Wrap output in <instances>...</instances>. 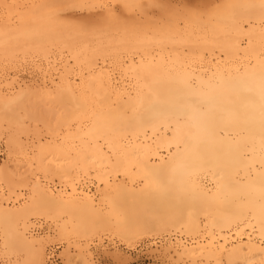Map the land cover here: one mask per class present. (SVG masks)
Segmentation results:
<instances>
[{"label": "bare ground", "instance_id": "obj_1", "mask_svg": "<svg viewBox=\"0 0 264 264\" xmlns=\"http://www.w3.org/2000/svg\"><path fill=\"white\" fill-rule=\"evenodd\" d=\"M57 1L69 6L95 0H0V59L46 56L57 47L71 53L74 66L83 56L86 67L70 77L73 64L64 61L58 77L43 72L40 82L24 86L36 99L52 98H33V104L53 100L64 108L62 121L43 123L54 128L43 127L50 137L44 142L41 128L24 129L28 114L8 115L21 104L17 98L31 92L0 91V139L7 150L0 159L1 246H28L31 260L23 264H46V238L25 237L33 216L60 222L54 229L58 243L100 233L132 242L172 231L174 241L168 237L150 250L169 257L167 263L264 264V0L189 9L181 29L173 25L176 11L167 12L165 22L156 17V25L155 19L136 23L141 16L123 20L112 6L96 21L91 8L89 20L96 22L88 20L84 31L50 19ZM121 1L131 7L136 0ZM122 51L128 56L116 76L104 61ZM205 52L219 60L202 62ZM97 53L104 57L98 65ZM27 58L31 63L33 57ZM28 133L38 135L30 148L22 142ZM67 251L61 252L65 263L77 262L79 252L73 259Z\"/></svg>", "mask_w": 264, "mask_h": 264}, {"label": "rangeland", "instance_id": "obj_2", "mask_svg": "<svg viewBox=\"0 0 264 264\" xmlns=\"http://www.w3.org/2000/svg\"><path fill=\"white\" fill-rule=\"evenodd\" d=\"M97 1H98V3L99 4H97ZM112 0H95L94 2H91V3H89V1H86V2H82V3H80L79 2V4H77V5H75V4H73L72 5V3L71 4H69V6H68V4L67 3H64V2H62V1H57V2H55V4L54 5H51V10L49 11L50 12V19L51 20H53V21H60L59 23H65V24H68V25H66V26H71L72 28H76V29H78L79 27H80V31L81 30H85V28L87 27H89V26H87L86 24H88L87 22H88V20H89V13L90 12H92V11H96L95 13L94 12H92L91 14L92 15H90L92 18H94L96 21L98 20V18H95V17H98L99 16V18L101 17L100 15H102L103 13H104V10L105 11H108V10H110V9H112V10H114L113 11V13L114 14H117V17L118 16H121V18L123 19V20H126V19H129V20H131V18H139L140 16H141V18H139V22H136V23H143V22H145V21H149V20H151V22L153 23L154 22V19H155V24L156 25H160V21L159 20H157V19H161V21H164L165 22V18H162L163 16L164 17H166L167 16V12H168V15H170V14H173V12L175 13V11L177 12L175 15L177 16V17H175V15L173 16V17H175V18H173V20H176V21H174L173 23H176V24H173L174 26H176V28H178V29H181V28H183V26H184V19H183V16L184 15H186V14H188V13H192V11L190 10L189 12H187L189 9H196V11L198 12L199 10H208V8H210V7H212L213 5H216L217 3L218 4H221V3H223L222 1L223 0H136L134 3L133 2H131V3H133V4H131V5H134V6H131L130 7V5L129 4H124L121 0H120V2H116V1H118V0H114V1H112ZM96 2V3H95ZM117 3V4H115V3ZM120 5H119V4ZM90 4H94V5H90ZM169 4V6H167ZM209 4H210V6H209ZM218 4L216 5V6H218ZM79 5V6H78ZM80 5H85L84 7H86V5H89V6H91V7H87V8H84V7H80ZM96 5H98V7H99V9L100 10H98V8L96 9ZM116 6V7H114V6ZM122 5H123V7H122ZM205 5V6H204ZM72 6H74V7H72ZM78 6V7H77ZM109 6H112V8H108ZM166 6V7H165ZM172 6V7H171ZM184 6V7H183ZM200 6V7H199ZM205 7V9H204V7ZM216 6H214V7H212V8H215ZM106 7H107V9H106ZM189 7V8H188ZM206 7H208L207 9H206ZM91 8H92V11H90L91 10ZM102 8V9H101ZM114 8V9H113ZM125 8L126 9H128V10H125ZM178 8V9H177ZM186 9L187 8V10H184V9ZM198 8H200L199 10H198ZM203 8V9H202ZM212 8H210V9H212ZM88 9V10H87ZM90 9V10H89ZM165 9H167L166 11H163V10H165ZM169 9V10H168ZM180 9H182V10H180ZM87 10V11H86ZM100 11H103V13L102 12H100V14H99V12ZM161 10V11H160ZM88 11H90V12H88ZM121 11V12H120ZM170 11V12H169ZM196 11L195 12H193V13H196ZM88 12V13H87ZM164 12V13H163ZM181 12V13H180ZM183 12V13H182ZM123 13V14H122ZM144 13H146V14H144ZM161 13H162V16H161ZM185 13V14H184ZM198 13H200V12H198ZM183 14V15H182ZM93 15H94V17H93ZM124 17H126V19L125 18H123V16ZM134 15V16H133ZM145 15H147V16H145ZM91 17H90V20H89V22L92 20V24L94 23V19H91ZM151 17V18H150ZM156 17H157V19H156ZM182 19H181V18ZM55 18V19H54ZM143 18V19H142ZM145 18L146 19H148V20H145ZM150 18V19H149ZM129 20L126 22V23H128L129 22ZM135 20V19H134ZM134 20H132V22L134 21ZM136 20V21H137ZM178 20V21H177ZM56 21V22H57ZM95 21V22H96ZM142 21V22H141ZM178 22V23H177ZM179 22H181V23H179ZM91 23V22H90ZM89 23V24H90ZM134 23H135V21H134ZM146 23V22H145ZM72 24V25H71ZM85 24V26L83 27V25ZM161 24H163V23H161ZM180 24V25H179ZM183 24V25H182ZM74 25V26H73ZM77 26V27H76ZM177 26H180V27H177ZM90 27H91V24H90ZM86 28V29H87ZM92 28H94V27H92ZM99 28H100V26H99ZM98 28V29H99ZM98 29H96V30H98ZM50 47H48V49H49ZM56 48V50H54V47H53V49L51 50V48L48 50V51H52L51 52V54H50V52H48L47 53V55L46 56H43V55H40V54H36L35 55V53L33 54H31V55H33V56H29L30 54H26V56L24 57L23 55H25V54H21V53H16V54H14L15 55V58H12V60H10V58H8V59H6V61H4L3 59H5V58H2V59H0V82L1 81H3V82H1L0 83V91L2 90V91H4V93H5V91H6V93L7 94H9V93H11V90L13 91L12 92V94H16L17 92V90H21V88L22 89H24V90H26V92L28 93V92H31V93H29V94H31V97H29L28 95H26V94H23L22 95V97H20V100L17 98V100H19V101H17L16 100V102H21V104L19 103V106L17 105L16 106V104H15V107H13L12 108V111H9L8 113V115H10L11 116V112H13V111H15V112H13L12 113V115H15L17 112H18V114L17 115H15V116H13V117H15L16 118V116H25V115H27L28 114V116H30V117H33L34 118V120H32L33 122H35L36 123V125L35 124H33V122L32 121H30V119L28 118V116H25V124H24V129H28L29 130V132L30 131H34V128L33 129H31L32 127H38V128H35V130H39V128H41L42 129V131H41V129H40V133L38 132V135H42L43 133H45V135L47 134V130H53L54 128H52V126H50L51 124H53L54 122H52V121H54V120H56V118L57 117H60L59 119H61L60 121H62V119L63 118H61V117H63V116H65V111H64V108H59L58 106H60V105H57V107H56V102L54 103L53 102V100H52V104H53V106H52V104H50V105H48V103L45 105L44 103H42V104H39V105H37V104H35V103H37V102H35L34 100H33V98H34V96H33V94H32V89H29V88H27V87H24L25 85H27V84H30V83H38V82H40L42 79L40 78L41 76H39V75H42L43 74V72H45L46 73V75H47V73H48V75H54L53 76V78H55V77H58V75H59V72L61 73L62 71H63V68H64V66L62 65V64H64V61H66V62H68V63H66V64H68V65H71V64H73L74 63V61L71 59V53L70 54H68L69 52H67L68 50H65V49H63V51H61L62 49H60V53L58 52L59 51V49L57 48V47H55ZM53 50H54V52H53ZM65 50V51H64ZM67 53V54H66ZM123 53V54H122ZM126 52H124V51H122V52H120L119 53V55H117L116 57L115 56H113L112 54V56L110 55V57L108 56V54H107V58L105 57V61H104V57H101L102 56V53H97V55H95V56H99V58H96L95 57V62L97 63V65L98 64H101V62L102 61H104L105 62V64L108 66V65H111V67L110 66H108V68L109 69H111V71L113 72V73H115V75L116 76H118V75H120V76H122V70H120V68H121V64L123 63V62H125V60L127 59V56H128V53H126ZM54 54V55H53ZM55 54L57 55V56H55ZM63 54H65V55H63ZM101 56H100V55ZM23 57H22V56ZM38 55V56H37ZM59 55V56H58ZM63 55V57H61ZM126 55V56H125ZM208 54L205 52L203 55H202V58H201V56H200V58L202 59V60H204V61H202V62H206V63H208V64H212L211 62L213 61L214 63L217 61V60H219L217 57H216V54H214V58H213V54H212V56H207ZM16 56H17V59H16ZM37 56V57H36ZM68 56V57H67ZM105 56V55H104ZM124 56V57H123ZM14 57V56H13ZM18 57H20V58H22V59H20V58H18ZM27 57H30L29 58V60L30 59H32V57H33V59H32V61L30 60V62L31 63H29L27 60H28V58ZM39 57V58H38ZM42 57V58H41ZM54 57H58L57 59H55ZM64 57H65V59H64ZM113 57V58H112ZM119 57H120V59H119ZM122 57H123V60H122ZM209 57H211L210 59H208ZM51 58V59H50ZM69 58V59H68ZM100 58H102L103 60L101 61V59ZM110 58V59H109ZM114 58H116V59H114ZM126 58V59H125ZM195 58V57H194ZM193 58V61H195V62H197V58L196 59H194ZM216 58V59H215ZM36 59H37V61H36ZM40 59V60H39ZM61 60V62L59 61V60ZM64 59V60H63ZM66 59H68V60H66ZM83 59V56H82V58H81V60H80V62H79V65H75L74 66V64H73V73L71 74V76L70 77H76V76H74V74L79 70V68L81 67V69L82 70H84V71H82L81 69L79 70L80 72H82V73H85V71H86V67L84 66V65H82V62L84 61V60H82ZM111 59H112V61H111ZM35 60V61H34ZM43 60V61H42ZM47 60H49V61H47ZM58 60V61H57ZM69 60H71V61H69ZM99 60V61H98ZM115 60V61H114ZM192 60V59H191ZM210 60V61H209ZM7 61H9V62H7ZM55 61H57V62H55ZM101 61V62H100ZM115 62V64H113L114 62ZM209 61V62H208ZM33 62H36L35 64L33 63ZM43 62H45V63H43ZM46 62H48V64H49V66H46L47 64H46ZM70 62V63H69ZM107 62H109V64L107 63ZM112 62V63H111ZM117 62V63H116ZM120 62V63H119ZM60 63V64H59ZM83 63H85V62H83ZM43 64V65H42ZM65 64V66H67ZM118 64V65H117ZM120 64V65H119ZM32 65V66H31ZM36 65H37V68H39V70H37V68H36ZM39 65V66H38ZM60 65V66H59ZM114 65L116 66V67H114ZM53 66V67H52ZM54 66H56V67H54ZM52 67V68H51ZM34 68H36V70L34 69ZM49 68V69H48ZM54 68V69H53ZM85 68V69H84ZM52 69V70H51ZM59 69V70H58ZM75 69V70H74ZM113 69V70H112ZM47 72H46V71ZM56 70L58 71V72H56ZM116 70H117V72H116ZM53 71V72H52ZM74 71H76V72H74ZM78 71V72H79ZM41 72V73H40ZM50 72H51V74H50ZM38 73V74H37ZM44 73V74H45ZM56 73H57V75H56ZM119 73V74H118ZM14 74V75H13ZM118 74V75H117ZM6 75V76H5ZM5 76V77H4ZM19 76V77H18ZM35 76V77H34ZM36 76H38L39 78L37 79V77ZM3 77V78H2ZM5 78V79H4ZM8 80H7V79ZM12 78V79H11ZM17 78V79H16ZM31 78H33V79H31ZM14 79H15V81H14ZM20 79V80H19ZM11 80H13V83L11 82ZM19 80V81H18ZM39 80V81H38ZM9 82H11V83H9ZM6 85V86H2V85ZM16 84H18L19 85V87L18 86H16ZM21 84V85H20ZM24 84V85H23ZM7 85L9 86V89H8V87H7ZM6 87H7V89H6ZM13 87V88H12ZM4 88V89H3ZM20 88V89H19ZM15 90V91H14ZM24 90H23V92H24ZM31 90V91H30ZM1 91V92H2ZM8 91V92H7ZM10 91V92H9ZM26 92H24V93H26ZM29 97V98H28ZM37 97V96H36ZM36 97L34 98V99H36ZM44 98L42 99L41 97H39V98H41V99H39V98H37L38 99V101H42V100H44V102H51V99L52 98H48L47 97V101L45 100L46 99V97L45 96H43ZM30 99H31V101H30ZM36 99V100H37ZM26 100V102L27 103H25L24 101ZM33 100V101H32ZM33 102H35L34 104H33ZM17 103V104H18ZM25 103V104H24ZM32 103V104H31ZM38 103H40V102H38ZM44 105V106H43ZM55 105V106H54ZM20 106H23L24 107V109H20V108H22V107H20ZM50 106V107H49ZM53 107V109H52V107ZM48 107V108H47ZM57 108V109H55V108ZM19 109V110H16V109ZM51 108V109H50ZM55 109V110H54ZM22 110H27L28 111V113H27V111H25L24 113L23 112H21ZM61 112H63L62 114H61ZM20 113H21V115H20ZM24 114V115H23ZM53 114H55V118L54 119H52V115ZM60 114V115H59ZM58 115V116H57ZM12 117V116H11ZM15 118H13V119H15ZM33 118H31V119H33ZM50 118H51V121H49L50 120ZM36 119V120H35ZM28 121H30L29 123H28ZM37 121V122H36ZM46 122H50L51 124H49V125H44L43 123H46ZM40 123V124H39ZM47 123V124H48ZM58 123V121H55V123L53 124V125H55V124H57ZM32 124H33V126H32ZM29 125V126H28ZM39 125V126H38ZM41 125H43V126H41ZM46 127L45 129H47V130H45L43 127ZM47 126H50L51 128H47ZM53 127H55V126H53ZM27 131V130H26ZM28 132V131H27ZM26 132V133H27ZM31 132V133H32ZM42 132V133H41ZM31 133H28L30 136H26V135H28V134H24V135H22V142H24V144H25V147H27V148H30L31 146H32V144L34 145L36 142V137L38 136V135H34V136H32V134ZM34 133V132H33ZM42 135L41 137L42 138H40V139H42L43 140V142L46 140H49L50 139V137L48 136V135ZM26 136V137H25ZM23 137H25V138H23ZM32 137H34V138H32ZM48 139H47V138ZM27 138V139H26ZM1 141H0V159L2 158V159H5L6 158V152H7V150H5L6 149V147H5V142H4V140L5 139H0ZM27 140V141H26ZM26 141V142H25ZM27 142H29V144H27ZM33 142V143H32ZM35 142V143H34ZM27 144V145H26ZM4 154V155H3ZM2 156H4V157H2ZM42 179V178H41ZM205 179V181H207V178H204ZM90 181V184H93L94 185V178H91L90 180H88V182ZM93 181V182H92ZM59 182V181H58ZM57 182V180H54V183H57V184H55L56 186L58 185H62L61 183H58ZM20 202V203H19ZM13 204H14V207L16 206V207H19V206H22L21 205V201H15V202H13ZM12 204V201H10V204H9V206H11V205H13ZM12 208H13V206H12ZM31 219V220H30ZM29 220H28V223L27 224H33V228H32V226H30V225H28V227H27V229L28 230H26L25 232V237L27 238L26 240L27 241H30V240H32V239H35V240H38V239H40V237H41V240H42V238H46V240L44 241V239H43V241H44V243H45V245L43 246L44 247V255H46V259H47V251L50 249V248H54V247H56V246H58V248H57V255H58V257L60 258V263L59 264H66L65 263V261H66V259L64 258L65 256L63 255V256H61V254H63V253H61L64 249L65 250H67L68 249V251H67V253L69 252V254L71 255V257L73 258V259H75L76 258V256H74V255H77V254H75V253H77V252H79L78 253V255H80V258L78 257V258H76L74 261H77V262H72V264H81V262H82V257H84L85 256V260H86V263H84V264H90L91 262H92V264H170L171 262H168L167 263V261H172V260H170L169 259V257H167V256H162V255H160V254H158V253H153L152 254V252H150V250L152 251L154 248H156V245H159V244H162L163 242H165L166 240H168V237H169V240L171 241V240H173L174 241V238H176L177 236H176V234H174L172 231H170V233L168 232V231H165V233H161L160 235H156V233L153 231V232H150V233H148V235L147 234H144V237H140V238H134V240L133 239H130V240H132V242L134 243V241H136L134 244L131 242V241H129L128 242V240L126 241L125 239H123L122 237H120V236H113V235H111V234H105L104 233V235L102 234V233H100L98 236H93V237H90L89 239H88V237L86 238V237H79V238H74V237H72V241H63L62 243L61 242H59L58 243V241L59 240H57L58 238H57V235H56V232H57V230H54V229H57L58 228V225H59V223L58 222H56V224H54V221H51V220H47L46 218H39V217H31ZM31 222V223H30ZM56 226V227H55ZM36 229V230H35ZM53 232V233H52ZM32 233V234H31ZM150 234H154V235H151L150 236ZM166 234V235H165ZM172 234V235H171ZM32 235V236H31ZM55 235V236H54ZM30 236V237H29ZM52 236H53V238H52ZM1 238V237H0ZM51 238L52 240H49V239ZM55 238V239H54ZM71 238V237H70ZM73 238L74 239H76L75 241H73ZM81 238V239H80ZM83 238H86V239H83ZM98 238H99V240H98ZM180 238V237H179ZM182 238L183 239H189V237L188 236H182ZM81 241H80V240ZM83 239V240H82ZM136 239V240H135ZM163 239V240H162ZM166 239V240H165ZM54 240V241H53ZM57 240V241H56ZM88 240V241H87ZM168 240V241H169ZM49 241V242H48ZM53 241V242H52ZM78 241V242H77ZM158 241V242H157ZM161 241V242H160ZM0 242H2V240L0 239ZM50 242H52V243H50ZM69 242V243H68ZM83 242V243H82ZM157 242V243H156ZM58 243V244H57ZM97 243V244H96ZM133 245H132V244ZM16 244H18V243H14L13 245H16ZM70 244V245H69ZM137 244H140V247H136L137 246ZM153 244V245H152ZM156 244V245H155ZM74 245V246H73ZM75 245H76V247H75ZM80 245V247H77V246H79ZM132 245V246H131ZM155 245V246H154ZM18 246H22V247H17V246H15L14 247V249H12L11 251H8L7 249H4L2 246H1V244H0V255H2V256H6L5 258L4 257H2V261H0V264H23V263H26L28 260H31V259H29V256H28V250L26 251L25 249H24V247L26 248V249H28L29 248V252H30V247H28V246H23V245H21V244H18ZM34 246H37V245H34ZM83 246V247H82ZM87 246H88V248H90V249H88L87 248ZM105 246V247H104ZM2 247V248H1ZM12 247V246H11ZM11 247L9 248V249H11ZM2 249V250H1ZM81 249H84L83 251L81 250ZM85 249H87V250H85ZM3 250H6V252L5 251H3ZM115 250V251H114ZM120 250V251H119ZM3 253H2V252ZM96 251H98V252H96ZM90 254H89V253ZM103 252V253H102ZM115 253V254H110V253ZM6 255H5V254ZM118 253H119V255H118ZM83 254V255H82ZM88 254H89V256H88ZM156 254V255H155ZM91 255V256H90ZM111 255H114V257H117V259H115L113 256H111ZM118 255V256H117ZM160 255V256H159ZM162 256V257H161ZM1 257V256H0ZM68 257H70L69 255H68ZM113 257V258H112ZM166 257H167V259H169V260H167L166 259ZM30 258H31V254H30ZM71 260V259H70ZM80 260H81V262H80ZM71 261H73V260H71ZM71 261H69V262H71ZM79 261V262H78ZM199 261V260H198ZM30 262V261H29ZM69 262L67 263V264H69ZM90 262V263H89ZM29 264V263H28ZM30 264H32V263H30ZM46 264H47V260H46ZM82 264H83V262H82ZM172 264H182V262H179V263H173L172 262ZM188 264V263H187ZM196 264H208V263H205V262H196ZM209 264H213L212 262H209Z\"/></svg>", "mask_w": 264, "mask_h": 264}, {"label": "built area", "instance_id": "obj_3", "mask_svg": "<svg viewBox=\"0 0 264 264\" xmlns=\"http://www.w3.org/2000/svg\"><path fill=\"white\" fill-rule=\"evenodd\" d=\"M36 230V229H35ZM137 248L140 247V244H137ZM57 248L58 246L54 248H50L47 251V264H59L60 263V258L57 255Z\"/></svg>", "mask_w": 264, "mask_h": 264}]
</instances>
